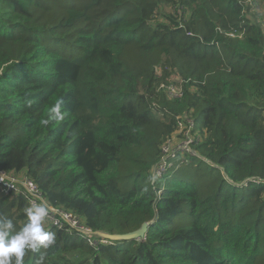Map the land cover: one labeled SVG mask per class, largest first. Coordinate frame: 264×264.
Wrapping results in <instances>:
<instances>
[{
	"label": "trees",
	"instance_id": "trees-1",
	"mask_svg": "<svg viewBox=\"0 0 264 264\" xmlns=\"http://www.w3.org/2000/svg\"><path fill=\"white\" fill-rule=\"evenodd\" d=\"M263 6L0 0V170L94 231L152 221L144 240L96 246L49 227L44 264H264ZM58 99L63 119L44 125ZM180 117L196 121V154L154 181ZM27 206L0 190L17 229Z\"/></svg>",
	"mask_w": 264,
	"mask_h": 264
},
{
	"label": "built area",
	"instance_id": "built-area-1",
	"mask_svg": "<svg viewBox=\"0 0 264 264\" xmlns=\"http://www.w3.org/2000/svg\"><path fill=\"white\" fill-rule=\"evenodd\" d=\"M176 88V89H175ZM169 93L172 97H180L182 89L180 87H169ZM186 121V123H184ZM195 119L179 118V131H184V137L174 136L162 146L163 157L161 161L154 167L153 180L163 178L164 175L174 166L177 159L188 161V156L196 154L193 144L196 135L192 133L195 127ZM0 190L4 194L16 193L23 194L27 199L28 205L38 202L39 199H46L38 184L28 178L24 173H14L6 170H0ZM49 202V201H48ZM50 214L47 218L46 227H56L58 229H66L67 231H79L85 237L89 244L96 246L98 243L111 244L112 241L103 239L97 235H93L92 230L82 220V218L71 211H67L62 207L52 205L50 202ZM90 233V234H89Z\"/></svg>",
	"mask_w": 264,
	"mask_h": 264
},
{
	"label": "clouds",
	"instance_id": "clouds-1",
	"mask_svg": "<svg viewBox=\"0 0 264 264\" xmlns=\"http://www.w3.org/2000/svg\"><path fill=\"white\" fill-rule=\"evenodd\" d=\"M62 99H58L49 109V118L42 121L47 125L51 119H63ZM26 222L17 229L13 219L0 214V264H24L29 253L40 252L36 264H44L46 250L56 243V234L46 227L50 214L47 199H39L23 209Z\"/></svg>",
	"mask_w": 264,
	"mask_h": 264
},
{
	"label": "water",
	"instance_id": "water-1",
	"mask_svg": "<svg viewBox=\"0 0 264 264\" xmlns=\"http://www.w3.org/2000/svg\"><path fill=\"white\" fill-rule=\"evenodd\" d=\"M152 224V221L145 222L143 225L132 232L123 233V234H111L101 231H94L92 234L97 235L103 239H108L113 241H133V240H144L147 236L149 226ZM90 234V233H89Z\"/></svg>",
	"mask_w": 264,
	"mask_h": 264
},
{
	"label": "rangeland",
	"instance_id": "rangeland-1",
	"mask_svg": "<svg viewBox=\"0 0 264 264\" xmlns=\"http://www.w3.org/2000/svg\"><path fill=\"white\" fill-rule=\"evenodd\" d=\"M258 11H259V14H261L262 15V18H263V20H264V6L262 7V8H260V9H258ZM176 89V88H175ZM179 133H181V129H180V131L178 132V134ZM175 136H177V135H175ZM169 175H171V172L169 173Z\"/></svg>",
	"mask_w": 264,
	"mask_h": 264
}]
</instances>
